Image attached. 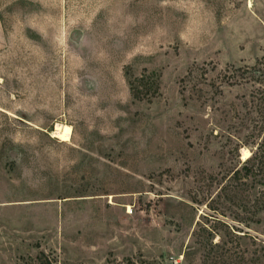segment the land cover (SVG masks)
Returning <instances> with one entry per match:
<instances>
[{"label":"rangeland","instance_id":"obj_1","mask_svg":"<svg viewBox=\"0 0 264 264\" xmlns=\"http://www.w3.org/2000/svg\"><path fill=\"white\" fill-rule=\"evenodd\" d=\"M261 61L264 0H0V264H264Z\"/></svg>","mask_w":264,"mask_h":264},{"label":"trees","instance_id":"obj_2","mask_svg":"<svg viewBox=\"0 0 264 264\" xmlns=\"http://www.w3.org/2000/svg\"><path fill=\"white\" fill-rule=\"evenodd\" d=\"M257 68L259 75H255V80L260 82L264 87V61L259 62L257 64ZM262 100H264V96L262 97ZM262 130L264 131V128ZM233 176L239 179L241 177L249 179L254 187L256 204L261 206L264 205V135L259 142L256 151L249 158H247V160L244 161V163L237 170H235ZM200 246V249L207 252L206 257H203L204 264H233L229 262L231 253L229 249L226 248L227 246L225 243L214 242V240L211 239L206 243H201ZM188 256V252H186L185 260L187 262H189ZM43 258L42 256L40 257L38 264H52L51 260L47 259L45 256H43ZM143 263L144 261L133 258H129L125 262V264ZM55 264H57V262H55Z\"/></svg>","mask_w":264,"mask_h":264},{"label":"bare ground","instance_id":"obj_3","mask_svg":"<svg viewBox=\"0 0 264 264\" xmlns=\"http://www.w3.org/2000/svg\"><path fill=\"white\" fill-rule=\"evenodd\" d=\"M71 127L69 125L58 123L55 130L52 131L53 136L58 137L61 140H70L71 139ZM250 156L248 150L243 151V159H246Z\"/></svg>","mask_w":264,"mask_h":264}]
</instances>
